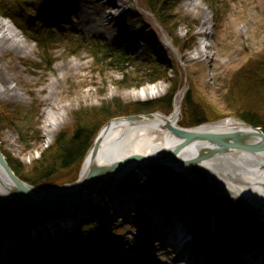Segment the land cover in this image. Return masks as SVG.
<instances>
[{"label":"rangeland","instance_id":"obj_1","mask_svg":"<svg viewBox=\"0 0 264 264\" xmlns=\"http://www.w3.org/2000/svg\"><path fill=\"white\" fill-rule=\"evenodd\" d=\"M8 1L16 5L14 10L28 26L54 30L57 35L72 39L99 41L131 61L126 64L129 72H154L153 76L161 78L153 84H143L137 88L122 86L119 69L99 65L92 55L91 46L81 45L72 50L66 41L53 45L54 50L50 52L53 63L48 66L43 63L36 43L16 28L13 22L0 16L10 22L26 41L24 52L17 53L11 48L0 53V90L12 89L8 94L0 92V109L17 105L34 111L28 123L25 142L19 141L12 127L0 124V150L26 169L35 165L62 131H71L74 112L99 107L116 98L132 104L154 101L166 96L175 84L180 89L175 97L178 103L190 91L193 102L211 110L207 117L221 116L223 119L240 121L235 115L244 109L245 116L250 114L264 128V116L260 115L259 107L239 104L236 99L240 93L235 89L245 79V71L251 68L245 67L246 64L254 62L257 65L264 61V0H173L168 28L161 25L139 0H128L125 4L127 12L123 16L119 9L107 12L119 20L112 35L108 27L94 30L81 23L74 9L88 5L89 0ZM191 2L197 4L196 9L188 5ZM204 12L208 14V21L203 20ZM95 13L92 12L91 16L95 17ZM51 14H54V18ZM205 31L206 34L202 35L201 32ZM203 45L207 46V53L196 58L197 50ZM236 71L240 72L238 77ZM234 82L237 86H233ZM152 85L158 87V91L143 98L134 95L137 90ZM250 87L255 89L256 95L264 97V86ZM260 103L264 106V101ZM47 112L56 118L57 124L51 132L52 139L45 142L42 122ZM111 120L97 128L90 148L99 131ZM181 120L180 109L178 126ZM253 127L261 129L259 126ZM35 131L38 133L36 140ZM155 166L158 165H146L139 173L124 175L106 186L98 197L77 204L70 214L81 213V220L58 233L30 241L22 253L29 259L25 264H74L79 260L87 264H118L125 260L143 264H183L178 253L169 245L156 253H150L147 247L148 237L155 233V229L146 230L150 221L148 214L154 212L158 217H170L182 211L181 207L174 208L176 203L163 205L146 185H138L144 178V183H147L149 178L146 172ZM191 171L192 179L176 172L189 187L199 192L195 194L188 187L180 205L185 207L187 217L193 221L192 230L197 231L187 251L201 248L202 252L196 258L211 256L221 264H233L231 261L234 259L231 258H240L244 252L249 253V250L244 251L246 249H264V237H258L253 227V220L257 217L251 215L246 206L232 195L213 187L217 179L205 170L194 166ZM22 175H27V172ZM127 205L130 207L127 208ZM120 209L127 218L118 215ZM227 212L229 217L230 214L236 217L237 227L222 234L219 251L212 252L210 245L205 243L216 228V215ZM260 223L264 225L262 220ZM33 228H10L9 225L0 224V231L17 230L18 234H26ZM86 248H91L90 252ZM211 261L207 260V264Z\"/></svg>","mask_w":264,"mask_h":264},{"label":"bare ground","instance_id":"obj_2","mask_svg":"<svg viewBox=\"0 0 264 264\" xmlns=\"http://www.w3.org/2000/svg\"><path fill=\"white\" fill-rule=\"evenodd\" d=\"M127 1L89 0L88 5H81L74 10L78 13L83 25L94 30L108 27V31L112 35L114 28L119 24V20L113 14H107V12L119 9L120 5L127 4ZM188 5L197 8L195 2L188 3ZM92 12H96L95 17L91 16ZM51 16L54 18V14H51ZM208 18V14L204 12L203 20L208 21ZM201 34L205 35L206 31L201 32ZM11 48L17 53L24 52L26 41L10 25V22L0 18V53L7 52ZM205 50H207L206 45L199 48L196 58L205 55L207 53ZM69 64L77 66L74 63ZM11 91L10 87L5 91L0 90V92L7 94ZM155 91H158V87L152 85L147 89L137 90L134 95L143 98ZM179 110V103L175 100L173 111L169 116L158 114L150 118L139 116L111 120L102 127L96 136L92 147L83 160L78 180L73 184L42 189L24 182L26 186L17 188V184L13 183L0 170V205L9 215L30 220L27 223L18 224V228L23 226L26 228L34 227L26 234H18L17 230H13V238L4 236L5 233H8V230L0 231V264H25L28 262L29 259L22 256V253L28 247L27 244L30 241L35 242L34 238L36 237L42 238L46 234L58 233L64 227L81 220V213L70 214L76 206L69 205L71 199L82 191L86 194L83 201L98 197L106 188L104 186L95 190L100 182L107 181L115 173L120 175L125 171L137 169L141 163L156 157L163 150H183L178 156L183 162L171 165L178 174L192 179L191 169L194 166L205 170L211 177L217 179V184L213 187H216L220 192L232 195L246 207L252 206L264 222V147L262 144L250 140L233 142L223 153H215L213 157L211 156L203 161H189L188 153L185 154L190 152V149L199 147L202 144V142L192 138L193 136L213 137L232 135L237 131L246 132L248 124L236 119H227L180 130L177 124ZM56 124V118L50 112H47L42 122L44 131L42 137L45 142L52 139L51 132ZM139 170H137L138 173ZM118 179L119 177L115 178L112 183ZM84 184H87L86 187L83 186ZM21 190L25 192V195L21 193ZM127 206V208L130 207V205ZM50 210L64 211L60 215L57 211L55 212L57 216H53L54 214L50 213ZM118 215L127 218V216H123L125 212L121 209ZM148 217L150 221L147 222L146 230L155 229V233L148 237L147 247L150 253H156L163 246L169 245L178 253L180 263L207 264V260L211 259L220 263L217 258L211 256L196 258L202 252L201 248L187 251L189 244L177 246L168 232L167 226L171 223L168 221L167 216L158 217L156 213L150 212ZM214 222L217 224L216 228L205 243L210 245L212 252L218 251L222 234L237 227L236 217L232 214L229 217L228 212L221 216L217 214ZM154 225L159 226L155 227ZM246 250L250 252L242 255L240 258L242 263L239 264H261L260 261L255 263L254 258L255 256L258 257V253L264 250L263 247L257 250L250 248ZM74 264H87V262L79 260L78 263ZM118 264L143 263L125 260Z\"/></svg>","mask_w":264,"mask_h":264},{"label":"trees","instance_id":"obj_3","mask_svg":"<svg viewBox=\"0 0 264 264\" xmlns=\"http://www.w3.org/2000/svg\"><path fill=\"white\" fill-rule=\"evenodd\" d=\"M19 3V0H14ZM155 19L163 26L168 28L170 23V12L172 8L170 4L173 0H139ZM16 5H12L8 0H0V16L9 19L16 28L20 29L22 33L35 42L37 49L40 51L43 63L51 66L53 61L50 58V52L54 50L53 45L60 41H66L70 49L80 48L89 45L93 48L92 55L96 62L113 69H119L122 75L121 85L125 87H139L143 84H153L161 78L153 76L154 72L134 71L129 72L126 64L131 63L127 60L122 53H116L110 50L106 45L101 44L99 41L92 40L91 42L84 39H72L62 35H57L53 30L45 29L43 27H31L24 23L21 16L14 10ZM114 52V53H113ZM113 53V54H111ZM136 65V63H135ZM258 65V66H257ZM250 62L245 65L250 68L245 71V79H242L240 84L233 83L237 86L235 89L240 93L237 102L244 105H252L261 110V116H264V106L260 102L264 101L262 95H256L254 88L250 86H264V61L258 63ZM236 76H239V71H236ZM140 73V74H138ZM235 76V78H236ZM238 80V78H237ZM240 81V80H238ZM249 86V88L247 87ZM179 91V86H173L168 94L160 99L132 104L123 103L119 99H113L108 103H102L99 107L89 110H79L73 113V126L70 132L62 131L54 141V144L45 150L40 159L35 162V165L26 169L17 160L11 159L5 152L2 154L11 169V171L23 182L38 187L47 188L59 186L63 184L73 183L76 181L82 161L91 146V138L94 136L95 131L102 123L116 117L128 115H142L154 112H160L168 115L172 111L174 97ZM190 91L185 94L181 105L182 120L179 126L196 127L208 122L221 119V116L210 118L207 114L208 111L200 105L193 102L190 98ZM242 94V95H241ZM246 112L236 113V118L241 119L251 126H259L264 132L263 124H259L254 118L245 116ZM34 113L32 108H25L21 106H6L0 109V124H6L12 127L17 134L20 142L26 141L25 134L28 130V123L30 117ZM100 128V127H99ZM34 139L38 137L35 131ZM2 151V150H1ZM23 172L27 175L23 176ZM147 183H144L145 178L138 185L145 186L150 189L154 194L159 197L163 205L169 203H181L182 197L189 184L181 178L175 171L164 166H155L147 172ZM149 176V177H148ZM193 191H195L192 187ZM195 194H199L195 191ZM14 221L0 208V224L13 225ZM8 223V224H7ZM15 225V224H14ZM253 227H255V234L264 237V225L257 219L253 220ZM85 246H83L84 248ZM93 248V246L91 247ZM90 248V249H91ZM88 248L86 250L90 252Z\"/></svg>","mask_w":264,"mask_h":264},{"label":"water","instance_id":"obj_4","mask_svg":"<svg viewBox=\"0 0 264 264\" xmlns=\"http://www.w3.org/2000/svg\"><path fill=\"white\" fill-rule=\"evenodd\" d=\"M156 115H158V113H154V114L149 113L146 115H136V116H126L124 118H132V117H139V116H141V117L144 116V117L150 118V117H154ZM192 138L202 142V144L199 147L190 149L189 150L190 152L185 153V154L188 153V156H189L188 160L189 161H203V160L210 158L211 156L213 157L214 156L213 154H215V153L221 154L233 142L250 140V141L257 142L258 144H262V146L264 147V133L262 132V130L260 128H255V127L250 126V125H247L246 132H238L237 131L236 133H234L232 135H230V134L229 135H218V136H213V137H211V136H193ZM182 151L179 149H174L172 151H164V150L160 151L156 157L151 158L150 160L141 163L137 167V169H131L129 171H125L123 174H120V175L115 173V175L111 176L110 179H108L107 181L100 182L99 186L97 187V189L95 188V190L101 189L104 186L112 183L115 178L127 175L129 173H133L134 171L141 169L146 165H151V164L162 165V166L169 167V168L173 169L171 167L172 164L183 162L178 157L182 153ZM251 154L255 155L253 153H251ZM186 162H188V161H186ZM0 170H2V172L5 175H7L8 178L13 183L17 184V188L26 186V184H24L21 180H19L13 174V172L9 168L1 150H0ZM86 185L87 184H84L83 186L86 187ZM21 193L23 195H25V192H23L22 190H21ZM85 197H86V194L84 193V191H82L78 195H76L73 199H71V204H69V205L73 206V205L77 204L78 202L84 200ZM246 208L249 210V212L253 216L257 217V219H259L261 221L259 213L252 206H249V207L247 206ZM57 211H59V210H50L49 212L54 214ZM60 211H59V213H62L64 210H60Z\"/></svg>","mask_w":264,"mask_h":264}]
</instances>
